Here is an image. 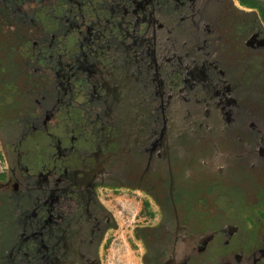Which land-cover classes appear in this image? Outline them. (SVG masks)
I'll return each mask as SVG.
<instances>
[{"label": "flooded vegetation", "instance_id": "af4514ba", "mask_svg": "<svg viewBox=\"0 0 264 264\" xmlns=\"http://www.w3.org/2000/svg\"><path fill=\"white\" fill-rule=\"evenodd\" d=\"M104 1L107 13L99 20L107 36L100 33L103 36L93 41L83 24L80 39L85 38L86 52L70 65L74 53L57 55L51 46L56 43L54 35L76 28L63 20L53 35H45L32 14L48 16V2L66 9L67 15L75 11L86 22L83 16L98 14L101 4L81 15L78 4L83 6L84 0H72L73 5L65 0H0V152L8 164L7 172L2 176L0 172V217L7 218L0 220V227L13 236L9 247L0 248V264H102L99 248L107 233L117 229L113 212L99 197L102 187L144 190L156 202L159 214L147 209L143 220L148 222L137 226L144 246L142 264H264V189L259 195L251 191L252 185L264 188V114H258L264 113V107L258 111L251 103L260 98L264 106L260 12L240 0ZM22 7L32 8L33 13ZM30 18L33 24L28 23ZM21 23L30 25L29 31H19ZM15 36L24 43L23 53L12 47ZM31 41L36 45L32 47ZM161 49L176 63L189 62L187 70L173 75L175 92H185L177 112L207 113L218 133L211 143L222 145L221 129L229 132L226 127L236 120L232 116L225 124L230 107L240 115L247 111L259 116L257 133L243 135L247 158L252 156L245 169L249 182L245 176L241 182L232 172H223L201 193L198 187L208 170L198 171L195 156L190 161L194 172L183 175L187 161L179 153L178 139L183 133L190 134L189 141L201 139L207 131L203 122L194 119L199 128L189 132L163 118L152 128L137 101L144 90L153 91L150 84L106 74L114 65L129 67L134 58V63L149 60L145 73L156 77L161 89L158 104L166 115L171 97L166 95L158 64V57L164 58ZM25 61L33 64L29 76L17 71V64ZM49 83L60 94L59 102L33 99ZM77 84L86 94L84 100H76L71 92L78 91ZM240 95L243 102L237 98ZM112 103L115 108L102 117L101 110ZM194 144L193 151L202 145ZM180 175L181 182L176 179ZM226 205L230 214H223ZM152 215L155 218L149 221Z\"/></svg>", "mask_w": 264, "mask_h": 264}, {"label": "rangeland", "instance_id": "374dc122", "mask_svg": "<svg viewBox=\"0 0 264 264\" xmlns=\"http://www.w3.org/2000/svg\"><path fill=\"white\" fill-rule=\"evenodd\" d=\"M233 1H237V0H233ZM258 1L264 5V0H258ZM234 4L238 6L236 2H234ZM39 15L42 16L41 13H39ZM39 18L40 17H36V19H39ZM28 23L33 24L32 18L28 19ZM169 24L171 23H167L166 26H169ZM29 26L30 25L21 23L19 24L18 28H19V31H22V30L29 31L28 30ZM52 30H54V24L49 25V28L46 29V31H50V32ZM46 34L49 35L48 32H46L45 35ZM73 34L74 33L72 31H66V32H60V34L54 35V39L56 40V43L54 42L52 43V46H51L52 52L57 55L63 56V55H66L70 50L74 51L76 49V46H75L76 44H75V39H74ZM28 35H31V34H28ZM181 36L182 37L185 36V33L180 34L178 37L181 38ZM33 38L34 36L32 37V39ZM2 43L3 41L1 40V34H0V55H1ZM11 43H12V47H14L15 49L20 50L21 48V51H18L19 53L24 52L23 50L24 43L19 42L18 36H15V40L12 39ZM31 44H32V47L36 45L32 41H31ZM161 50H162V54L164 55V58L166 57L169 58V60L165 62L164 58L158 57V64H160V66H163L161 69L163 70V72H161V76L164 82V86H165L164 88L166 89V95L171 96L169 104L167 108L165 109V111H167V120L165 122H167L169 125H173V123L178 122V126L180 128H184V129L188 128L189 132L191 130L196 131L199 128L196 123V120H193L191 122L188 119L192 120L193 117H190L184 114L183 112L182 113L179 112L180 114L177 112V109H178L177 102L179 101L180 96L181 97L184 96V95H181L180 92H175V90H177V82L173 80V75L177 74V68L175 67L177 63L173 60L172 57L170 59L168 52L166 50H163V49ZM148 53H150V51H148ZM169 54H170V51H169ZM134 60H133V63H131L134 65L131 66L129 73L126 74V76L128 77L127 80L132 81V80H135V78H137L138 80L136 81H139L142 83H148L150 84L149 89L150 90L153 89V91L148 92V93L144 90L143 92L140 93V96L138 97L140 101L137 100L139 105L138 104L136 105L140 106V112H144L141 110H146V109L148 110L149 107L155 106L158 101L161 103L160 100H157V98L161 99V96L157 97L159 95V90L161 89L159 88V83L155 82L156 77H154V74L152 75V74L145 73L146 71L145 66L149 63V60L147 62H143L140 60L139 62L136 61L135 63H134ZM168 64H171L172 67H170ZM31 65H32L31 61L29 62L25 61V63L20 62L17 64V69H18L17 71L23 72L25 76H29V69ZM149 67H150V63H149ZM34 68L35 67L32 68V71ZM138 68H139V75L141 76L140 78L135 72V70ZM242 68H244V64H242ZM149 73H151V71H149ZM26 78L28 79V77ZM52 87H53L52 83L44 85V87L37 92L38 95H35L33 99L35 98L40 99L41 97V99L52 100L54 103L59 102L60 99L58 95L60 94L55 93ZM75 89H77L78 91H75V92L71 91V92L73 95L77 97L76 100H84V97H86L85 96L86 94L84 95L83 92L81 91V85L77 84ZM154 90L156 91L158 90V92L155 93ZM60 92L62 95L65 96L67 91L63 90ZM123 92L125 93V91ZM145 94L148 95V97ZM119 96L125 98V95L123 94H119ZM237 98L239 99L240 102H243V98L241 95ZM233 100L235 101V98H233ZM119 101H123V99L119 97ZM251 103L255 106L257 105L258 111H260L261 108L264 107L260 103V98L257 99V101L251 99ZM196 107L197 105L195 106V108ZM254 109H256V107ZM206 110L208 111V109ZM235 110L236 109H234L233 107L229 108V121H225V124H227L232 120V116L236 118V120H233V122L231 124L229 123L228 126L226 127L230 131L226 133L225 127L223 128L219 126L220 129L223 128V130L221 129V133H220V136L222 138V145L220 142H217L218 144L215 142L211 143L212 141L211 138L218 134L217 130L215 131L212 130V127H211L212 124L209 121L210 120L209 115L207 113L205 114L199 113L198 111H196L198 113L196 117L199 118V124H202L203 122L204 128L207 131L203 132L202 138L196 141L195 140L189 141L190 139L187 137V135L188 136L190 135L189 133L187 134L183 133V136L178 139L180 140L179 153L185 154L183 155V158H186V161H187V167L186 168L184 167L183 175L184 173H186L187 175H190L189 171L191 170L192 172H194V164L191 163L192 162L191 160L194 159L195 156L197 157L194 159V163L196 164L197 162L199 163L197 166L198 171L203 170L205 172L208 170V172L205 174L204 184H202L201 183L202 181L200 180L194 183V185L201 183V185H199L198 187V190L201 193H203V191H208L209 188L213 186L211 183L213 178L215 177L214 181H217L216 177H219V175L221 176L223 172H225L226 175H228L229 172H232L231 174L234 176V178L236 177L240 179V181L242 180L241 182H244V179H243L244 176L245 178H248V182L250 181V178L246 175L245 169L247 168V166H249V164H247L246 162L251 161V160L247 161V159H252V156H249L247 158L249 153L247 152L246 148H244V145H245L244 137L245 136L243 135L246 131H247L246 133H249L251 130L254 133H257V129H256L258 125L257 117L259 116L255 112L247 113V111L245 115H242V114L240 115L238 112L235 113ZM125 111H127L126 108L123 110L122 115ZM258 114H261L262 116L264 113L261 112ZM182 115H184L183 117L188 118L186 122L184 121V119H182ZM213 126H218V125H213ZM195 135L196 137L199 138V135L197 133ZM194 142H200L202 144L199 147H197L195 151H193L194 150L193 146L195 145ZM211 144L213 146L212 148H210ZM235 147H238L239 150H236ZM190 149L192 151H190ZM222 150L223 151L225 150V151L220 152V154H222L221 156L218 155L219 151H222ZM3 156L4 155L0 152L1 176L3 175L4 172L5 173L7 172V166H8L7 161L4 159ZM212 169L213 171L215 170L217 173L213 175ZM176 179L181 182V175L176 177ZM259 185L261 184L252 185L254 186V188L251 189L253 194L259 195L263 192L264 188L260 189ZM249 187L251 186L249 185ZM98 191H99V197L101 198L102 202L113 212L115 216V222L117 225L116 230L113 229L107 233L105 241L101 244L99 248V257L101 259L102 264H142L144 246H143V243L138 239V236L136 233V231L138 230L137 226H144L145 223L148 222V221L143 220L144 219L143 214L145 211H147V209H150L149 212L151 214L153 213H155L156 215L159 214L158 208L155 204L156 202L154 201L152 196H150V194L146 193L144 190H140L136 188L102 187ZM190 193L191 192L188 191V194ZM203 209H204V206H203ZM223 209L225 211V213L223 214L231 213L230 208L228 210V205L224 206ZM203 213L204 211L202 210V214ZM154 218L155 216L152 215V218L149 221L153 220ZM1 219L3 220V222H5L7 218L4 219L0 217V220ZM0 235H1V240H2L1 242L2 245L0 244V248L1 246L9 247L13 240V236L11 235L9 236L8 232H6L3 227H0ZM3 238H5V240H3Z\"/></svg>", "mask_w": 264, "mask_h": 264}, {"label": "trees", "instance_id": "16d2710c", "mask_svg": "<svg viewBox=\"0 0 264 264\" xmlns=\"http://www.w3.org/2000/svg\"><path fill=\"white\" fill-rule=\"evenodd\" d=\"M65 1H67L70 5H73L72 2H71L72 0H65ZM240 2H241V4L243 6L249 8V9L258 10L260 12L262 18L264 19V6H263V4L262 5L259 4L256 0H240ZM53 3H56V2L54 1ZM46 4L48 5L46 7V10L48 11V16H46L47 18L46 17L43 18L44 15L41 12H34L33 13L32 12V8H29V9L27 8V10H26L24 7H22V10L25 11V12L33 13L32 15L33 16L35 15L33 17V19L36 22H38V24H39V26H40V28L42 30L46 31V29L49 28V25L54 24V30H52L51 32L50 31H46V32H48L49 35H51V34L53 35L56 32L57 28L59 27V25H58L59 22H61L63 20L65 22H69L71 27L74 26L76 28L75 30L74 29L71 30L72 32H74L73 36H74L75 44H76L75 45L76 49L74 51H71V52L74 53V55L76 57L74 59H71L72 61H71L70 65L76 63V61H77L76 59H78V60L81 59L82 55H81V57L78 56V55H80V53L86 52V48H85L86 44L84 43L85 38L80 39V32H83V31L80 30V28L83 26V24H86L87 33H89L90 36H92V40L93 41H95L96 38L102 37L103 35L107 36L105 34V32L102 30L103 21L99 20V18L101 16L103 17V14L107 13V11H104V7L105 6L108 7V6L106 5V2L104 0H84V3H83L84 5L83 6L81 5L82 3L78 4L81 7V9H82L81 10V15L86 13L87 10L92 9L93 6H95L97 4H101L103 6L102 11H99V13L97 12L98 14H93L92 17H88V18L83 16L85 18L86 22L80 17V15L79 16L78 15L75 16V11L71 15H69V14L67 15L66 9L64 10V8H62V7H56V5L54 7L52 4H48V2ZM71 9L74 10L75 8L72 7ZM34 10L35 9H33V11ZM56 10H59L60 12L57 13ZM39 13H41L42 16L39 15ZM36 17H40V18L36 19ZM49 18H52L53 22H50ZM78 19H79V21H78ZM55 20H56V22H55ZM70 20H73V21L70 22ZM104 24H105V22H104ZM107 25H110L109 22L105 25V28L107 27ZM71 27H70V29H71ZM100 33L101 34L104 33V34L100 35ZM111 33H113V32H111ZM76 34L77 35L79 34V38L77 37ZM92 40L90 39V42H92ZM81 42H83V46L80 45ZM71 52H69V53H71ZM21 56L22 57L23 56L29 57V55H26V54L25 55L22 54ZM49 58H50V60L53 63L54 57H53L52 52H51ZM168 60H169L168 57L164 58L165 62H167ZM104 61L102 62V64L104 63ZM59 62L63 63V60H59ZM63 64H65V63H63ZM66 65H68V64H66ZM168 65L170 67H172L171 64H168ZM32 66H33V64L30 67H32ZM99 66L101 67V65H99ZM189 66H190L189 62L188 61H184L182 59L179 63H177V65L175 67L177 68V73L180 74V73H183L182 71L187 70ZM40 67H41V64L38 63L37 64V68H40ZM162 67L163 66H160V69H162ZM97 68H99V67H97ZM55 69L58 70V67H55ZM130 69H131L130 65H129V67L128 66L123 67V64H118V65H116V66L114 65L112 67V69H111L112 72H109V73L106 72V74L108 75V74L113 73L112 74L113 77H121V78H123V75H124L125 76V80H127L128 77L126 76V74L129 73ZM40 72H42V71H40ZM40 72H39V75H42V76L43 75H47V72H45L43 74L40 73ZM135 72L140 78L141 76L139 75V68L136 69ZM162 72H163V70H162ZM29 73H30V71H29ZM67 75H68V71H67ZM135 80H138V79L135 78ZM191 96L192 97H190V98H193V99L195 98L193 93L191 94ZM168 97H171V96L168 95ZM183 97H185V92H184V96ZM180 98H181V96H180ZM168 102H169V99H168ZM162 107H163V105H159L158 102H157L156 106L149 107L148 110L147 109L146 110H141V111H144L143 112L144 116L147 115L149 117L148 123L150 125L152 124L151 125L152 128L154 127L153 124L156 125V124L162 122L163 118H164V121L167 120V111L165 112L166 113V115H165L164 112H163L164 110L162 109ZM112 108H115V104H113V103L111 105H108L107 107H105L104 110L102 109L101 112H100L102 117H104L105 115L109 114L111 112ZM186 115H188L190 117H193V118L191 120V119H188L186 117H183L184 115H182V119H184L185 122H186L187 119L190 120L191 122L194 119H197V117L195 116V113H193V112L192 113H190V111H189V113L186 112ZM2 250L3 249H1V251ZM0 256H1V254H0ZM12 261L14 262V258L12 259Z\"/></svg>", "mask_w": 264, "mask_h": 264}]
</instances>
